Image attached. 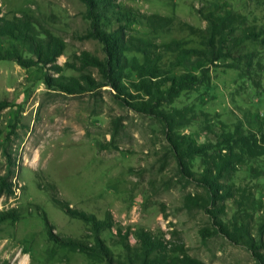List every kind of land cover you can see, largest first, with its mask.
<instances>
[{
	"label": "rangeland",
	"instance_id": "obj_1",
	"mask_svg": "<svg viewBox=\"0 0 264 264\" xmlns=\"http://www.w3.org/2000/svg\"><path fill=\"white\" fill-rule=\"evenodd\" d=\"M116 4L175 20L174 29L157 35L144 23L104 24L109 33L120 30L126 39L158 47L179 41L184 49L206 51L181 24L205 29L209 15L225 12L243 16L245 27L264 33V0ZM0 11L7 20L23 14L39 19L65 44L54 63L42 65L31 44L0 39V54L14 51L22 59L19 63L9 55L0 60V176L10 163L16 187L14 195L0 197V212H21L18 221L0 225V263L108 264L82 252L97 248L98 238L115 260H122L121 228L133 246L136 231L143 229L194 264H264V34L258 41H244L231 56L214 61L188 57L181 66H176V53L153 49L162 54L160 70L192 72L198 80L171 101L153 98L154 108L143 110L137 104L149 98L137 90L136 73L125 69L112 82L101 66L105 48L92 37L82 0H0ZM124 55L129 62L144 63L137 51ZM239 128L258 151L251 159H240L230 148L234 144L221 138ZM190 145L196 150L175 157L178 147L185 151ZM204 157L211 165H228V172L216 173L222 185L250 193L262 205L249 210V243L226 236L237 208L231 200H220L221 193L209 198ZM47 184H54L74 210L98 220L110 213L114 226L95 234L54 205L40 188ZM70 242L79 250H72Z\"/></svg>",
	"mask_w": 264,
	"mask_h": 264
},
{
	"label": "trees",
	"instance_id": "obj_2",
	"mask_svg": "<svg viewBox=\"0 0 264 264\" xmlns=\"http://www.w3.org/2000/svg\"><path fill=\"white\" fill-rule=\"evenodd\" d=\"M88 7V13L93 24L91 32L92 37L99 40L105 48L107 58L102 63L108 71V78L112 82H118L120 72L130 69L136 73L139 82L136 88L139 92H143L149 99L137 104V108L151 110L153 98L162 101H171L182 91L186 90L190 85L198 79L192 72L181 74L166 73L159 69L158 63L161 53H156L153 49L160 48L164 52L177 54V65L181 66V61L188 57H201L207 60H219L223 57L231 56L233 51L244 41H258L263 36V31L257 27L247 26L243 16L232 12H225L222 15H209L207 17L208 26L205 29H196L189 24H181L183 30L188 31L192 36L198 37L206 47V51H197L196 49H184L179 41H173L167 45L158 47L148 41L141 39H126L120 30H111L110 33L104 30L105 22H116L118 24L128 21L144 23L154 35L170 32L175 27V20L170 17L159 14L147 15L140 11H136L130 7L118 8L116 0H82ZM112 13V17L106 15ZM242 30L237 36L238 30ZM0 39L15 40L19 42L29 43L34 48V55L38 62L42 65L54 63L56 59L62 55L65 44L63 40L54 36L39 19L23 14L21 17H14L13 20H7L2 16L0 11ZM264 40V39H262ZM128 51H137L144 56V63L140 64L136 60L127 61L125 53ZM8 55L0 54V60L9 57L16 58L19 63L22 59L17 52H8ZM211 57V58H210ZM57 81V80H56ZM176 116H180L179 113ZM175 120V119H174ZM242 128L237 129L234 134L222 135V139L227 140V144H234L231 150L237 149L239 158L251 159L256 151L253 147H249V138L245 136ZM251 140V139H250ZM204 144L203 146H205ZM196 147L191 145L185 151L177 148L175 157L182 159L183 156L189 155ZM206 154V153H204ZM202 157L203 154L200 153ZM207 156V155H205ZM204 165L206 166L203 178L204 186L209 191V198L215 199L214 193H221L220 200H231L236 205L237 211L230 224L226 226V236L229 239L241 240L249 243L251 238L248 234L247 224L253 217V213L249 210L259 211L262 205L245 191L236 190L233 186L222 185L218 180L216 173L225 174L228 172V165L215 163L211 165L204 157ZM15 172L8 164L7 170L0 176V197L12 196L16 193L15 183L13 182ZM222 187V189H221ZM49 193L54 205L71 218L79 219L88 224L91 231L98 234L104 229L114 226V219L108 213L104 220H98L92 215L79 212L71 208L70 204L60 198L57 188L54 184H47L40 187ZM222 190V191H221ZM258 204V205H257ZM223 206V204L221 205ZM46 218L45 213L42 215ZM21 219V212L18 208L0 212V225L6 221H18ZM264 230V224H261ZM122 229H118V244L121 245L125 252L122 260H115L110 251L104 249V243L98 238L97 248L82 249V252L88 256L98 257L100 260L108 264H194V261L184 255L179 257L175 255V250L169 249L161 240L155 239L151 233L140 229L136 231V245H131L128 238L122 236ZM260 239V238H259ZM252 244V243H250ZM75 243H69L72 250L76 249ZM7 264V263H0Z\"/></svg>",
	"mask_w": 264,
	"mask_h": 264
}]
</instances>
